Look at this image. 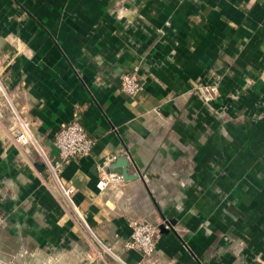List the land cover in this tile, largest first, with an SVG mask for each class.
I'll list each match as a JSON object with an SVG mask.
<instances>
[{"label": "crops", "instance_id": "1", "mask_svg": "<svg viewBox=\"0 0 264 264\" xmlns=\"http://www.w3.org/2000/svg\"><path fill=\"white\" fill-rule=\"evenodd\" d=\"M0 79L41 154L78 111L95 138L56 180L0 119V260L264 264V0H0ZM114 154L130 178L102 190ZM133 218L159 225L153 254L126 247Z\"/></svg>", "mask_w": 264, "mask_h": 264}, {"label": "built area", "instance_id": "2", "mask_svg": "<svg viewBox=\"0 0 264 264\" xmlns=\"http://www.w3.org/2000/svg\"><path fill=\"white\" fill-rule=\"evenodd\" d=\"M206 89H211L212 95L217 92L219 82L212 84H204ZM197 85L195 86L196 90ZM121 89L127 94L134 96L144 90V83L136 70L125 71L121 75ZM3 95L7 103L10 104L12 115V125L9 127L12 140L17 145L21 146L28 153L35 147V140L32 133V123L24 117L21 111L14 106L9 94L0 79V96ZM215 97V96H213ZM0 117L3 113L0 109ZM95 144V138L84 127L80 117L79 111L75 113L74 117L69 121L62 123L53 139V145L56 148V154L51 158L46 156L48 163H44L50 167L51 171L58 175L63 166L72 159L81 158L92 153ZM44 158V155H43ZM117 159V155L110 157V160ZM109 159L104 160V164L98 167L102 171L98 186L104 189L112 185H122L124 183V176L122 173H109L103 170V167L109 163ZM58 177V176H57ZM62 191L68 198H71L74 189L72 187H62ZM132 228L130 239L127 241L126 247L137 250L144 255H151L155 251L156 242L160 235L159 225L145 218H133L130 220ZM0 260V264H16L6 263Z\"/></svg>", "mask_w": 264, "mask_h": 264}, {"label": "rangeland", "instance_id": "3", "mask_svg": "<svg viewBox=\"0 0 264 264\" xmlns=\"http://www.w3.org/2000/svg\"><path fill=\"white\" fill-rule=\"evenodd\" d=\"M204 84H206V83L199 82L198 85H197V87H196V90H194V92L198 95V97L200 98V100H202L205 104H209L211 101H213L219 95V93H220V89L219 88L220 87L218 88L217 92H215L212 95V97H211V96H209V95L212 94L211 89L207 90L206 89V86H203ZM213 96H215V97H213ZM0 109H1V111L3 113V117L2 118L0 117V119H2V122L4 124H6V127L8 128V131H9V127L12 125V115H13V111L11 110L10 104L7 103V100H6V98L3 95L0 96ZM17 110H19V109H17ZM9 136L10 137L12 136L11 133H10ZM11 139H12V137H11ZM35 152L38 153L39 158L40 159H44V162L46 163L45 158H43V154H41L39 152L38 148L35 149ZM47 168H48V173H50V175L52 177L54 176V178L57 180V176L58 175H55L51 171L50 167H48V165H47ZM57 185H58V182H57ZM184 185H186V184H184ZM58 187L61 190H63L59 185H58ZM63 196H64V198H62V199L65 201V204L67 206V209L70 208V210H71L70 211L68 209L71 212V217L74 218V219H76L84 227H88L87 224H86V222H85V220H84L83 213L79 209H77L76 207H74V205L72 204V199L71 198H68L67 196L65 197L64 193H63ZM1 214H3V212H1ZM36 217L38 219L39 218L41 219L40 216H36ZM3 221L4 220L0 217V228H1L2 224H3ZM2 234H4V233L0 229V235H2ZM89 257H91V256H89ZM5 262L6 263H10V262L11 263H15L12 260H5ZM17 264H19V263H17Z\"/></svg>", "mask_w": 264, "mask_h": 264}, {"label": "water", "instance_id": "4", "mask_svg": "<svg viewBox=\"0 0 264 264\" xmlns=\"http://www.w3.org/2000/svg\"><path fill=\"white\" fill-rule=\"evenodd\" d=\"M120 164L122 165V168H117L118 171L123 173L124 178H130L129 174L127 173V161L124 158H118L117 161L112 164V169H116L115 167H118Z\"/></svg>", "mask_w": 264, "mask_h": 264}, {"label": "bare ground", "instance_id": "5", "mask_svg": "<svg viewBox=\"0 0 264 264\" xmlns=\"http://www.w3.org/2000/svg\"><path fill=\"white\" fill-rule=\"evenodd\" d=\"M44 158H45V161H46V163H48V160H47V158H46V156L44 155Z\"/></svg>", "mask_w": 264, "mask_h": 264}]
</instances>
